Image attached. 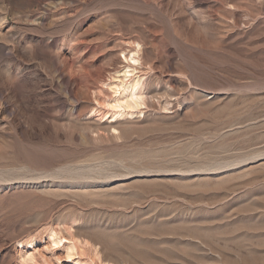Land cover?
Here are the masks:
<instances>
[{
  "label": "rangeland",
  "instance_id": "obj_1",
  "mask_svg": "<svg viewBox=\"0 0 264 264\" xmlns=\"http://www.w3.org/2000/svg\"><path fill=\"white\" fill-rule=\"evenodd\" d=\"M132 42L147 108L114 119ZM68 227L97 254L52 250ZM31 242L37 264H264V0H0V264Z\"/></svg>",
  "mask_w": 264,
  "mask_h": 264
},
{
  "label": "bare ground",
  "instance_id": "obj_2",
  "mask_svg": "<svg viewBox=\"0 0 264 264\" xmlns=\"http://www.w3.org/2000/svg\"><path fill=\"white\" fill-rule=\"evenodd\" d=\"M131 44L134 45V51L131 53L129 58L124 57L128 65L126 70L122 72V74L120 73L121 75H116V77L110 79V81L106 85V89L110 91L113 96L109 97L107 100H103L102 104H100L103 105L104 108L108 109V111H110V113L112 114V118L114 119L122 117L124 115L141 113V109L147 108L146 101L149 99V97L147 96L148 94L146 92H142L141 86H143V82L141 83L140 76L136 75V66L139 65L140 61L139 52L142 48L139 43L132 42ZM65 231L69 236L68 238L62 237L61 231L58 229L50 230L48 238L52 250L66 245L64 249L66 250L65 253L68 260L74 258L73 255H76L78 251L79 253L82 252L80 251V249L82 250L83 248L97 254L98 251L96 252V249L91 247L88 242H86L85 240L81 241L73 237L70 233L71 229L69 231V227L66 228ZM16 247L19 252L16 259V264H37L34 258L35 256H33V254H27L24 251V249H27V247H33L32 242L25 245H23L22 243H17Z\"/></svg>",
  "mask_w": 264,
  "mask_h": 264
}]
</instances>
